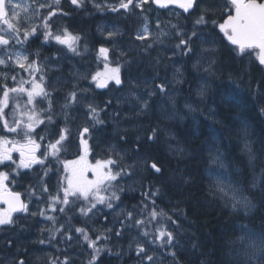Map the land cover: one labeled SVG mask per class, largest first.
<instances>
[{"label":"trees","instance_id":"16d2710c","mask_svg":"<svg viewBox=\"0 0 264 264\" xmlns=\"http://www.w3.org/2000/svg\"><path fill=\"white\" fill-rule=\"evenodd\" d=\"M213 2L214 0H209V5L205 11L203 10L208 19L211 17L209 12L215 13L217 9ZM218 21L215 19V23L210 27L215 34L213 37L216 43L212 41L213 45L209 44V48L213 49L214 60L212 77L209 78L220 85V90L216 84L215 89L213 88L203 101L200 98H193L188 91L185 92L186 99H192L191 103L194 104L196 112L188 109L190 120L172 121L176 136L169 143L177 145L179 150L182 149L183 155L179 153L180 155L170 156L159 150L163 147L161 145L163 137L160 131L153 136L152 119L149 120V127L143 130L142 139L139 142L132 140L125 146L142 157L146 181L151 186H159L162 195L166 197V200L156 199L160 200L163 210L165 209L171 219L169 220L165 213L159 217L160 222L172 225V220H177L176 222L181 224L177 226L179 229L175 227L177 240L179 239L175 249L177 248L179 258L186 264H250V257L245 254L246 246L237 241L245 233L255 237L264 235V67L257 64L255 52L251 56L237 55L235 47L215 33L214 27ZM141 59L152 60L153 62L149 61L148 65L157 70L154 69V73L147 64L139 65V75H152L157 78L162 74L160 73L162 65H155L161 60L158 49L142 51L139 55V60ZM214 90L218 92L215 93ZM105 129L104 134L108 138L121 142L118 138L121 133L113 137L107 126ZM173 131L171 130L172 133ZM206 146L212 150L209 152ZM217 152L224 164L226 173L224 177L227 182L231 186H236L240 194L251 203L248 213L237 209L230 211L224 195L214 183L211 174L215 165L211 162L210 154L214 155ZM147 156L161 168L159 173L150 167ZM49 177L50 174L43 178L35 175L30 179V183L34 185L33 187L40 188L46 184ZM170 200L177 208L175 205L172 206ZM140 204H147L148 211L152 210L153 205L141 195ZM61 225L62 230L69 228L67 223L62 224L58 218L55 225L51 221L48 230H41V234L32 223H29L25 227L17 228L14 238L0 237V264H20L21 261L23 264H46L49 256L59 261L60 253L56 249L58 242L60 244L61 233L50 230L58 229ZM154 225L155 222L150 228ZM181 226H184L183 230ZM83 227L94 239L96 234L86 226ZM41 240L44 242L40 243ZM188 244L191 250L184 248ZM46 246L53 249V254L43 251ZM85 254L80 252L75 255L71 252L68 254L71 259L69 264H86L89 260ZM237 254L240 258L235 259ZM131 261L139 262L132 257L128 263H117L119 261L116 258L104 251L95 262L129 264Z\"/></svg>","mask_w":264,"mask_h":264},{"label":"snow or ice","instance_id":"6c2138e0","mask_svg":"<svg viewBox=\"0 0 264 264\" xmlns=\"http://www.w3.org/2000/svg\"><path fill=\"white\" fill-rule=\"evenodd\" d=\"M202 0H152V3L159 5L160 8H166L170 4L177 5L183 9L184 13L191 15V11L198 7ZM224 11H228L227 19L219 25L220 31L224 33L228 41L235 45L237 55H249L256 52V58L261 65H264V0H223ZM72 5L81 7L84 0H70ZM149 3V0H119L118 5H104L110 7L112 11H119L124 9L127 12H132L134 9H140L141 12H146L144 6ZM61 0H50V2L39 3L38 0H31L30 3H25L24 0H0V165L9 167L7 162L17 164L13 159V153L19 154V161L17 169H30L34 164H39L44 167V174L50 170L47 168L45 162L51 163L53 160L58 161L63 150V142L67 139L70 132L68 128L61 130L58 139L48 141L46 146L41 151L42 142L45 137L36 132V128L47 123H51L55 115L53 110L52 93L48 91V85L45 81V73L43 67L37 60H30L29 55L25 51H20L16 48L17 45L23 47L30 43V38L35 37L39 39V34L43 35L44 43L54 40L59 45H64L69 51L78 54V42L80 37L78 34H73L68 29L62 28L53 31L52 17L57 15V12H62L60 8ZM33 5H37L33 7ZM234 8V14L229 8ZM95 7L100 9V4H95ZM49 9L45 16L40 12V9ZM17 9H21L23 13L27 14L31 11L32 15L27 16L24 21L19 20V13ZM66 15V13H63ZM179 16V13H176ZM33 17L41 19L39 26H26L27 21ZM147 21L148 17L144 16ZM207 21L201 15L195 20V25H206ZM215 23V22H213ZM158 29V37H170V31H166L160 27L159 21L156 23ZM170 29L176 30V36L180 37L179 43L175 46L181 50L182 55H188L192 52L191 42L193 37L197 36L194 30L191 34L179 30L178 25H170ZM110 37L114 33L108 34ZM151 35L149 32L148 23L146 22L142 31L136 36L138 40H144ZM187 36V39L184 37ZM151 48L152 45L147 46ZM258 50V51H256ZM100 53L104 55L107 60L108 49L101 47ZM159 63V61H157ZM18 68L26 72L28 79L20 76L19 73L11 74L14 69ZM105 72H97L91 76V80L95 82L96 88H105L109 81H114L115 85H121V68L119 65L110 67L105 64ZM205 71H211V65ZM179 72V69H177ZM102 77V79H101ZM11 80L14 86H9L8 81ZM180 81H177L179 83ZM26 85H28L26 87ZM166 85L161 83L157 88L161 93L165 92ZM155 92L150 93L154 95ZM201 97L205 94L201 89L198 93ZM169 100L174 103V97L169 96ZM23 100V104L21 101ZM65 103L61 108V113L65 119L68 118L67 109L73 104L78 103L77 91L69 92L65 98ZM47 103V107L42 105ZM110 103V102H109ZM142 111L148 108V101L142 102ZM89 115L93 120L99 121V110L92 104L88 105ZM88 131L87 128L84 129ZM155 130H153V136ZM12 137V138H9ZM38 138V139H37ZM152 139V137H149ZM84 147V155H81L78 160L63 161V168L66 175L62 178L60 186L55 193H50L47 185L42 186V191L48 193V209H41L39 215L46 216V218L55 225L57 222L56 216L47 215L48 211L65 213L67 209L73 208L79 202L78 211L84 217L96 215L100 209L98 205L105 206L108 209L113 208V202L119 199L117 195V184L120 178L128 175L127 168L122 167L119 163L123 159L117 156L116 159L109 157L106 160H97L95 164L88 162V144L86 140H81ZM39 153V155L37 154ZM211 162L219 164L224 167L219 153L211 155ZM128 167H132L129 165ZM151 168L159 173L161 168L156 163L151 164ZM92 173L90 179L88 173ZM9 173L0 171V204L6 205L0 208V225H9L14 222V213L28 212V205L21 200L19 192H13L8 187ZM220 192L228 197L233 202V208L237 206L248 209L251 207L250 202L243 197L238 189L229 187L222 182H217ZM158 192V190H157ZM229 193L231 195L229 196ZM157 193H151L155 196ZM147 195V194H145ZM153 207L148 211V205L144 204L140 210L142 218H134V213L129 211L125 215V221L128 222V227H135L140 230L141 235L150 239V243L158 244L160 247H174V234L169 231L165 224L161 223L159 217L164 216L163 211H157L155 201H151ZM147 215H144V213ZM37 213H32L36 215ZM170 220L171 217H168ZM155 222L156 227L154 231H150V226ZM122 225L124 221H121ZM175 223V221H173ZM60 228H53L50 232H60ZM75 231L80 234L84 242H87L89 248L93 250V255L89 260V264H95L97 257L104 246H97V242L101 239H108L104 233L92 239L86 228H76ZM110 232L111 229H107ZM121 233L117 231L116 235ZM67 239L71 240L69 235ZM241 244L246 246L245 254L249 255L250 259L257 257V264H264V235L255 237L245 233L240 238ZM44 241L41 240L40 243ZM137 255L143 256L147 261L154 262V257L145 252V248L141 244H137ZM173 257L175 253H171ZM23 264V261L20 262ZM63 264H69L67 258Z\"/></svg>","mask_w":264,"mask_h":264},{"label":"rangeland","instance_id":"374dc122","mask_svg":"<svg viewBox=\"0 0 264 264\" xmlns=\"http://www.w3.org/2000/svg\"><path fill=\"white\" fill-rule=\"evenodd\" d=\"M96 21V24H97V19L95 20ZM101 23V22H100ZM95 24V25H96ZM111 27V25H109V28ZM100 28H102L101 26H99L98 27V29H100ZM108 27L107 28H104L105 30H107V31H109V30H111V29H109ZM117 35H114V36H112V37H110V38H114V37H116ZM173 36V35H172ZM108 40V39H107ZM106 40V41H107ZM106 41H104L103 43H101V45L102 46H104L105 48H107V49H109V48H113V49H116L117 50V56L116 55H114V57H116V58H118V56L122 53V51H126V49H125V47L121 44V42H117V43H113V44H109L108 42H106ZM165 40L164 39H162V37H160V42H164ZM203 43V42H202ZM210 43H211V41H210ZM200 47V52L202 53L201 55H200V53H198V55H194L195 57H197V59L196 60H193V62H192V66H193V68L196 70V71H201V73H203V75L202 76H200V77H198L197 78V80H196V84L193 86V88H194V90L196 91V92H200V90L201 89H203L204 90V95L201 97V96H198V97H196V99H201L202 100V98H204L205 97V95H206V90L208 89V87H209V85L213 82V81H211V80H209V77H212V73H210V71H205V69H207V68H209V66H208V61H207V59H209V57L210 56H207V55H204L203 54V51H206V52H204V53H209L210 52V50H209V48H207V46L205 45V46H199ZM156 48V47H155ZM201 48H202V50H201ZM91 48L89 49V46L88 47H86V49H85V55H84V57L86 58V54H88L90 57H92V54H91ZM142 60V59H141ZM84 61H85V59H84ZM146 61V60H145ZM145 61L143 60L142 62L139 60V65H145V64H147V63H145ZM144 62V63H143ZM160 63V62H159ZM158 62L156 63V64H159ZM147 66H148V64H147ZM194 66H196V67H194ZM81 67H84V68H87L86 66H81ZM95 67V66H94ZM149 68H151V66H148ZM170 67V66H169ZM152 68H153V66H152ZM177 69H179V72H177ZM132 73H129V76L130 77H137L138 75H139V73L137 74V72H135V73H133L134 74V76H132L131 75ZM72 79H80L81 78V75L79 74V71H77V70H74L73 72H72ZM140 76V75H139ZM134 77V78H135ZM140 77H142V76H140ZM140 77H139V85H137V84H135V91H138V89H139V95H141V93H145V92H147V94H145V95H142L143 97H141V98H139V109L137 110V112H135L136 113V115H132L133 116V119H131L132 120V124L129 126H127V125H124V124H120L121 123V121L119 120V117L122 115V117L124 118V116L125 117H130L131 115L130 114H128V113H126V112H124L123 113V108L126 106V104H127V106L129 107V108H131V109H134L135 107H134V103L135 102H131V100H130V96H128V95H123L122 97H120V98H118V99H115V100H113L112 101V103H113V105H112V107H111V117H112V124H110V123H108V126L109 127H111L110 128V131H111V133L112 134H116L117 132H120V131H124V132H126L127 133V135L128 134H130V136H131V138L133 137V135H134V137H133V139H137V140H140V138L142 139V136L141 135H143V131H141V130H143V128L142 127H144L145 125L143 124V123H141V115L144 113V111L146 110H141L142 109V107H143V104H142V102L144 101V100H147L148 101V103H149V99H151V100H154L152 97L154 96V95H158L159 97H161V96H163L164 94H166L165 95V97L167 98V100H168V102H167V105L168 106H166L165 107V110L163 111L164 113L162 114V118L163 119H165V120H180V121H183L184 120V118L185 117H187V118H189L188 117V115H189V112H188V110H187V113H185L184 115H181L179 112H178V110L177 109H175V107L177 106V104H175V102L174 103H172L170 100H169V96H172V97H174V100H175V97H176V95L178 94V93H180L179 92V89L177 88V90L175 89L176 87L173 85V84H171V83H176V85L178 84L177 83V81H180V82H182L183 83V80H184V77H182V74H181V65H174L173 67H172V78H171V83H168L167 84V86L165 87V92H164V94H161V93H158V92H156V91H158L159 89L157 88V86H156V91H155V89L153 88V87H150V86H145V87H142V84H144L145 83V81H144V79L142 80V79H140ZM57 81L58 82H65V79L64 78H58L57 79ZM179 82V84L181 85L182 83H180ZM168 85L169 86H171L172 85V87L171 88H169L168 89ZM213 84H211L210 85V87L212 86ZM76 87V85H74V84H72V86H71V88L74 90V89H76L75 88ZM149 87V88H148ZM212 88V87H211ZM210 88V89H211ZM59 90H63L64 89V87H61V88H58ZM147 89H150L149 91H147ZM65 90V89H64ZM152 92H155V94L154 95H150V93H152ZM81 93H82V91H81ZM83 94V93H82ZM129 94H131V93H129ZM169 95V96H168ZM199 95V94H198ZM138 100V99H137ZM136 100V101H137ZM164 102H166V100L164 101ZM186 104H188V105H194L193 103H191V101H189V100H187L186 99ZM116 106H118V108H120L121 110H122V113H118V115L114 118V112H116V110H117V108L115 109V107ZM138 106V105H137ZM114 110V111H113ZM146 113V112H145ZM139 114V119H135L136 118V116ZM179 117V118H178ZM150 118V120L152 119V121H153V126H152V129L153 130H155V133L156 132H158V131H160L161 132V134H163L162 135V145H163V147L161 148V149H159V150H161L162 152H164V153H167V154H170V156H173V154L174 155H176V154H178V155H183V151H182V149L181 150H179V149H177V145H171V144H169V143H171L172 142V139H173V136H172V133H171V130H169V128L170 127H167V126H165L164 124H160L156 119H154V118H152V117H149ZM181 118V119H180ZM133 122H136L135 124L133 123ZM134 124V125H133ZM133 126V127H132ZM132 127V128H131ZM145 128V127H144ZM141 129V130H140ZM150 129V128H149ZM104 130H105V128L103 127V125L100 123V124H94V129H93V137H94V140L96 141V142H98V143H100V144H103L102 146H101V150H100V152H105V154H106V156H105V159H102V158H99V157H95V159H93V160H91V163L92 164H95V162L97 161V160H106V159H108L109 157H111V158H113V159H116L117 158V156L119 155V156H121V157H123V159L122 160H120L119 161V163H120V165L122 166V167H125V168H127V171H128V175H125V176H123V178H120L119 180H118V184H117V186H119V187H121V188H123V187H125V186H128V185H130V184H132L133 182H134V179H135V175L137 174L136 172H139L143 167H142V164H143V162H142V160H140L139 161V158H135L134 160H133V162H131V159H132V157H133V155L131 154V153H129L130 152V150L128 151V150H126L125 149V147H124V145H121L120 144V142H117V141H112V140H110L109 141V143H108V145H106L105 143H106V141H107V139H109L105 134H104ZM126 130V131H125ZM128 130H132V131H130L131 133H128L129 131ZM145 130V129H144ZM157 130V131H156ZM140 132V133H139ZM137 133V134H136ZM132 134V135H131ZM135 134H136V137H135ZM139 134V135H138ZM165 135V136H164ZM121 137H124L123 135L121 136ZM105 139V140H104ZM165 139V140H164ZM125 141L127 142V141H130V138L128 137V136H126V138H125ZM125 142V143H126ZM124 143V144H125ZM104 145H106V146H104ZM165 145V146H164ZM169 145V146H168ZM173 146V147H172ZM122 147H124V149H122ZM164 148V149H163ZM168 150V151H167ZM206 150H212V149H210L209 148V146H206ZM210 152V151H209ZM129 153V154H128ZM180 153V154H179ZM128 154V155H127ZM130 155H132V156H130ZM215 155V154H214ZM125 156H127V158L125 159ZM210 156H211V154H210ZM130 157V158H129ZM221 157V156H220ZM129 165H132V167H128ZM140 165V166H139ZM215 165V168H214V172L211 174L212 175V177H213V179H214V182H215V184L217 185V182L219 181V182H222L223 184H225V185H228L229 187H231V188H233L234 187V189H237V187L236 186H234V185H230L225 179H224V176H225V171H224V167H220L219 166V164L217 163V164H214ZM132 171H134V175H133V173H132ZM139 174V173H138ZM92 178V175L90 176V179ZM14 187H16L17 186V183L16 182H14V185H13ZM155 192V191H154ZM153 193V192H152ZM149 198H150V196H152L151 195V193H150V191H149ZM231 195V193H229V196ZM224 198L226 199V202H227V206L228 207H230V209H234L233 208V202L228 198V197H225L224 196ZM37 200H41V199H38V198H35L34 199V202L33 201H31L30 202V204H27L28 205V212H24L25 213V215L24 216H28V217H26V218H29V217H37L38 215H39V211L41 210V209H45V208H48V204H45V202H46V200L45 199H42L43 201L42 202H36ZM47 201H48V199H47ZM170 202H171V200H170ZM48 203V202H47ZM143 206H140L139 208H142ZM237 207H240V206H237ZM38 208V209H37ZM241 208V210H243V211H246L247 209H245V208H243V207H240ZM32 213H37L36 215H32ZM65 218H68V217H70V215H71V211L69 210V209H67L66 210V212L65 213H63L62 214ZM63 216H61V217H63ZM41 217V216H40ZM132 232L133 233H135V234H138V231L137 230H135V229H132ZM126 233H128L127 235H128V238H130L131 237V232L129 231H126ZM130 236V237H129ZM139 236V244H141V245H143V247L145 248V252L147 253V245H146V243L143 241V240H141V238H140V235H137L136 237H138ZM237 242H239V243H241L240 242V240H238ZM73 244H74V242H73ZM136 248H137V246H136ZM184 248L185 249H187V248H189L190 250H191V247H190V245L188 244L187 246H184ZM188 250V249H187ZM257 255H258V253H257ZM232 256H233V254H232ZM231 257V256H230ZM237 258H240L239 257V255L237 254L236 255V257H235V259H237ZM253 259V258H252ZM154 263L155 264H157L158 263V259H156V260H154ZM257 264V257H254V261H253V264Z\"/></svg>","mask_w":264,"mask_h":264},{"label":"flooded vegetation","instance_id":"af4514ba","mask_svg":"<svg viewBox=\"0 0 264 264\" xmlns=\"http://www.w3.org/2000/svg\"><path fill=\"white\" fill-rule=\"evenodd\" d=\"M17 2H20V0H17ZM24 2L30 3L31 0H24ZM38 2L45 3L46 0H38ZM47 2H50V0H47ZM36 6L37 5H33V7ZM60 8L62 9V12H57V15L52 17L53 31H56L58 28L62 29L66 27L68 31L72 32L73 34H78L80 40L87 39L86 42H83L84 44L88 46H93L96 41L94 35L95 26L92 24V22H94L95 20L94 10H91L89 6H85L82 9V7H77L75 5H72L70 3V0H61ZM40 12L46 16L49 12V9L47 8L40 9ZM17 13H19V20L21 22L24 21L27 16L32 15L31 11L25 14L22 12L21 9H17ZM63 13H66V15H64ZM40 24H41V19L37 17H33L31 20L27 21L26 26H32V25L39 26ZM38 35L40 37L39 39L35 37H31L30 43L24 45L23 47L17 45L16 48L19 49L20 51L26 50V54L29 55L30 60L35 59L42 67H45L46 72L50 75L49 77L45 75V79L53 80L55 79V77L57 79L66 78L64 73H69L70 71L72 73L74 70L79 71V68L84 63H86V61H84L85 59L84 55L79 56L78 54L71 53L66 46L59 45L54 40H50L49 42L44 43L43 35L39 33ZM40 44H42L40 51L33 49V46L36 47ZM134 55L132 56L133 59L131 58V60L133 61L135 60L134 62L138 63L139 56H137L135 53ZM15 73H19L20 76H23L25 79H28L27 73L23 72L18 68H15L14 72L10 73V75ZM69 76L71 78L73 77L72 75ZM11 82L12 81H8V83ZM51 93L57 95V92L55 93L51 92ZM46 128L47 126H45V124H41L36 129H46Z\"/></svg>","mask_w":264,"mask_h":264},{"label":"bare ground","instance_id":"6f19581e","mask_svg":"<svg viewBox=\"0 0 264 264\" xmlns=\"http://www.w3.org/2000/svg\"><path fill=\"white\" fill-rule=\"evenodd\" d=\"M205 11V10H204ZM209 14H210V16L211 17H209V19L207 18V22H208V24H207V30L208 31H211V25H212V23L214 22V20L216 19V17L211 13V11L209 12ZM97 19V24H99L101 21H100V18L99 17H95V20ZM94 20V22H92V24L93 25H95L96 24V21ZM80 21V20H79ZM135 27H134V29H132L133 27H130L125 33H121V34H118L116 37H114V38H109L106 42H108L110 45L111 44H113V43H117V42H121V44L125 47V49H126V51H122L123 53H126V57L128 58V59H131L132 58V56L134 55V53L133 52H138L137 51V49L135 48V40H136V36H137V34H136V32H135V29H136V24L134 25ZM99 27V26H98ZM172 34L170 35V37H162V39H164L165 41L164 42H161L162 44H169V43H171V41H172ZM104 42V41H103ZM102 42V43H103ZM95 44L96 45H98L99 44V42H95ZM41 45L42 44H40V45H38V46H36V47H34L33 46V49H36V50H38V51H40L41 50ZM158 47H161L160 45H158V46H156V48H158ZM91 48V54H92V57H90L88 54H86V58H85V61H86V63H84L82 66H86L87 68H90V69H93L94 68V66H95V64H96V57H95V55L93 54V49H94V45L93 46H89V49ZM156 48H154V49H156ZM109 51V54L110 55H112L113 57H114V55H116L117 56V50L116 49H113L112 47L111 48H109L108 49ZM132 51V52H131ZM136 54V53H135ZM137 55V54H136ZM137 56H139V53H138V55ZM134 57H135V55H134ZM118 58H121V59H125V56H122V53L118 56ZM133 59V58H132ZM136 59H138V58H136ZM145 61V59H142V60H140L141 62L142 61ZM135 61V60H134ZM137 61V60H136ZM150 62L152 61V60H149ZM148 60H146L145 61V63H147V64H149L148 62H149ZM153 62V61H152ZM151 62V63H152ZM139 63V62H138ZM144 63V62H143ZM150 63V64H151ZM155 63V62H154ZM153 63V64H154ZM152 64V65H153ZM143 65V64H142ZM146 65V64H145ZM156 66H157V64H155ZM149 66V65H148ZM142 67V66H141ZM147 67V66H146ZM162 67V66H161ZM194 67H196V66H194ZM151 68H152V66H151ZM155 68V67H154ZM163 68V67H162ZM157 70V69H156ZM161 70V69H160ZM159 70V71H160ZM137 73H139V71L137 72ZM151 73V72H150ZM154 73H155V71H154ZM133 74V73H132ZM131 74V75H132ZM149 73H147V75H148ZM160 74V73H159ZM146 75V74H145ZM151 75V74H150ZM132 76H134V74L132 75ZM141 76V75H140ZM139 76V77H140ZM159 76H161V74L159 75ZM130 77V76H129ZM135 77V76H134ZM151 77H152V75H151ZM141 78V77H140ZM171 80V79H170ZM161 82L162 83H164V81L163 80H161ZM216 81H213L211 84H213L211 87H210V85H209V87H208V89L206 90V95H205V97L204 98H202V101H203V99L205 100V98H207V95H208V93H211L212 92V90H213V88L215 89V86H216V84L217 83H215ZM225 82V81H224ZM229 82V81H228ZM140 83V82H139ZM180 83H182V82H180ZM171 84H174V83H171ZM229 84H230V82H229ZM167 86V85H166ZM217 86H218V88L220 87V85L219 84H217ZM171 86H169L168 85V89L170 88ZM222 87V86H221ZM149 88V87H148ZM178 88V87H177ZM211 88V89H210ZM217 88V89H218ZM222 89H223V87H222ZM150 89H147V91H149ZM219 90H220V88H219ZM215 91V90H214ZM218 92V91H217ZM216 91H215V93H217ZM220 93V92H219ZM221 93H222V91H221ZM165 95L166 94H164L163 96H161V97H159L157 94L156 95H154L152 98L154 99V100H163V101H165L166 100V97H165ZM216 95V94H215ZM217 95H219V94H217ZM167 96V95H166ZM169 96V95H168ZM192 97L193 98H196V97H194L193 95H192ZM192 100V99H191ZM191 100H189V101H191ZM194 101V100H193ZM192 101V102H193ZM196 112V111H195ZM198 112V111H197ZM179 118V117H178ZM181 119V118H180ZM149 120H150V118H147V119H141V123H143L145 126V128L144 127H142L143 128V130L144 129H146L147 128V126L149 127ZM193 120V119H192ZM198 120V119H197ZM195 122H196V120H194ZM193 121V122H194ZM134 124L136 123V122H133ZM192 123V122H191ZM102 125H103V127L105 128L106 126L109 128V131H110V128L111 127H109L108 126V123H106V122H102L101 123ZM133 124V125H134ZM194 124V123H193ZM130 126V125H129ZM197 126H198V124H197ZM133 127V126H132ZM131 127V128H132ZM141 130V129H140ZM143 130H141V131H143ZM104 131H106V129L104 130ZM126 131V130H125ZM129 131V130H128ZM157 131V130H156ZM119 133H121V134H123L124 135V131H120V132H117L116 134H113V137H115V136H117V134H119ZM140 133V132H139ZM121 134L118 136V138L120 139L121 138ZM137 134V133H136ZM136 134H135V137H136ZM144 134V133H143ZM132 135V134H131ZM139 135V134H138ZM163 135V134H162ZM198 135V134H197ZM142 136V135H141ZM165 136V135H164ZM108 137V136H107ZM133 137H134V135H133ZM132 137V138H133ZM206 137V136H205ZM217 138V137H216ZM161 139V138H160ZM140 140H141V138H140ZM165 140V139H164ZM181 144V143H180ZM216 144V143H215ZM162 145V144H161ZM165 146V145H164ZM169 146V145H168ZM173 147V146H172ZM182 148V147H181ZM164 149V148H163ZM168 151V150H167ZM190 152V151H189ZM198 152V151H197ZM143 153H145V152H143ZM129 154V153H128ZM127 154V155H128ZM175 154V153H174ZM173 154V155H174ZM130 156H132V155H130ZM145 157V156H144ZM142 158V157H141ZM180 158V157H179ZM150 159V158H149ZM140 166V165H139ZM215 183V182H214ZM151 186V185H150ZM157 186V185H156ZM167 187V186H166ZM219 188V187H218ZM142 196V195H141ZM243 196V195H242ZM244 197V196H243ZM246 198V197H245ZM158 199V198H157ZM156 199V203L157 204H160V200L158 201ZM247 199V198H246ZM163 200V199H162ZM225 200V199H224ZM248 200V199H247ZM133 202V201H132ZM134 204L135 205H137V203H135L134 202ZM172 204V206H176V204L175 203H171ZM250 205H251V203H250ZM140 206H143V205H139V207ZM176 208H177V206H176ZM227 208L230 210V211H232L233 209H230V207H228L227 206ZM175 209V208H174ZM140 210H141V208H139V212H140ZM249 210H250V208H248L246 211H243V210H241L242 212H244V213H248L249 212ZM177 221V220H176ZM181 223V222H180ZM179 224V223H178ZM181 224H179V226H180ZM185 226V225H184ZM178 229L180 228V227H177ZM177 228H175V229H177ZM184 229V228H183ZM182 229V230H183ZM181 230V229H180ZM188 230V229H187ZM126 231H128L129 232V230H126ZM188 232V231H187ZM186 232V233H187ZM180 233V232H179ZM189 233V232H188ZM128 233H126V236L128 237V235H127ZM185 234V233H184ZM131 235V234H130ZM183 235V234H182ZM187 235V234H186ZM190 235H191V232H190ZM130 237V236H129ZM178 237H180L181 238V236H178ZM179 240V239H178ZM177 240V241H178ZM183 240V239H182ZM181 242V241H180ZM179 242V243H180ZM234 245V244H233ZM238 245V244H237ZM236 248V247H235ZM237 249V248H236ZM237 251V250H236ZM237 253V252H236ZM51 255V254H50ZM232 258V257H231ZM234 259V258H233ZM235 260V259H234ZM221 261V260H220Z\"/></svg>","mask_w":264,"mask_h":264}]
</instances>
